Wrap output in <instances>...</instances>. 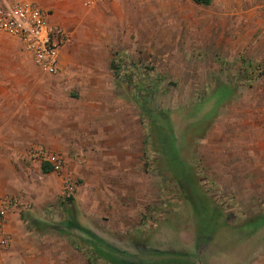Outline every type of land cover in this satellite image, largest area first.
Segmentation results:
<instances>
[{
  "label": "rangeland",
  "instance_id": "obj_1",
  "mask_svg": "<svg viewBox=\"0 0 264 264\" xmlns=\"http://www.w3.org/2000/svg\"><path fill=\"white\" fill-rule=\"evenodd\" d=\"M223 2L113 0L96 9L125 81L115 88L127 98L128 146L102 164L92 158L89 171L88 149L99 141L86 115L93 106L77 93L85 127L71 165L53 150L66 160L63 174L52 172L59 192L30 169L31 148L45 145L27 148L23 118L8 97L1 105L3 190L38 202L21 215L19 239L5 227L27 240L28 264H110L97 247L132 264H264V52L233 46L246 42L251 22L221 19ZM122 141L113 135L111 146ZM63 175L75 186L72 201Z\"/></svg>",
  "mask_w": 264,
  "mask_h": 264
},
{
  "label": "crops",
  "instance_id": "obj_2",
  "mask_svg": "<svg viewBox=\"0 0 264 264\" xmlns=\"http://www.w3.org/2000/svg\"><path fill=\"white\" fill-rule=\"evenodd\" d=\"M27 1L36 3L47 11L50 14V23L68 31L72 42L61 50L60 71L52 75L35 64L17 38L0 33V118L3 116L1 105L8 97L9 104L15 106L13 116L23 118V124L26 126L24 131L27 132V148L31 143L41 142L52 151L66 153L71 165L74 160L70 154L75 148L73 142L77 141L81 124L77 97L79 93L82 96L81 103L85 107L93 106L86 114L93 120L89 130L93 133L92 140L99 143L108 142V146L106 144L103 146L110 151L109 154L103 153L99 143L90 145L86 164L89 171H92L94 163L92 158L99 157L97 162L102 164L103 159L111 157V151L117 149L126 151L128 146L127 98L125 96H121V99L120 96L117 98L115 88L119 79L120 82L125 81L116 74L112 45L106 38L108 27L96 23V17H102L96 13V9L105 5L88 7L87 0ZM222 5L219 16L221 19L251 22L246 42H238L233 46L237 50H242L241 47L246 46L252 51L264 52V0H226ZM225 13L230 16L224 17ZM237 50L234 49L232 52ZM257 61L264 63V60L257 59ZM14 95L16 98L13 100ZM88 95L92 96L88 98ZM116 101L119 102L118 110L116 107L110 109ZM115 117H119V125L113 121ZM81 127L84 128L85 125L81 124ZM113 135L123 140L121 146H111ZM99 149L101 152H98ZM6 161L9 163L11 160L8 158ZM30 169L37 171L41 178L50 177L53 180V190L59 192L60 181L55 174L44 173L42 165L38 163L32 162ZM1 181L0 177L2 194L6 193V185ZM47 187L49 186L44 189L49 192L50 189ZM27 197L38 204L32 196ZM36 212L39 215L43 213L39 209ZM21 215L18 213L9 215L6 221V229L11 236L14 234L18 239L22 234ZM40 219L44 220L42 217ZM74 223L80 226L77 222ZM0 257L3 264H28L27 240H13L11 248L6 251L0 250Z\"/></svg>",
  "mask_w": 264,
  "mask_h": 264
},
{
  "label": "built area",
  "instance_id": "obj_3",
  "mask_svg": "<svg viewBox=\"0 0 264 264\" xmlns=\"http://www.w3.org/2000/svg\"><path fill=\"white\" fill-rule=\"evenodd\" d=\"M113 0H87V6L106 4ZM50 14L39 5L27 0H0V33L8 34L19 40L24 50L35 64L44 72L52 75L59 73L60 52L72 42L71 34L64 28L53 25ZM28 158L33 163L47 165L51 172L63 174L66 168L65 157L42 145L31 148ZM75 186L71 178L63 175V196L69 200L74 196ZM33 202L23 194L0 193V250L11 247L13 240L5 230L7 217L18 213H28ZM0 264H3L0 257Z\"/></svg>",
  "mask_w": 264,
  "mask_h": 264
},
{
  "label": "trees",
  "instance_id": "obj_4",
  "mask_svg": "<svg viewBox=\"0 0 264 264\" xmlns=\"http://www.w3.org/2000/svg\"><path fill=\"white\" fill-rule=\"evenodd\" d=\"M193 1L196 4H198V5H204V6H209L212 3V0H193ZM42 168H43V172L44 173L51 172V168L49 166H47V165H42ZM70 201H72V199ZM70 226L71 227H76L78 229H82L80 226H78L77 224H75L72 221L70 222ZM82 230L87 232L89 235H91L95 239H99L98 237L92 235V233L90 231H87L84 228ZM78 246H79L78 243H75V247L77 248ZM95 253H96V256H100L101 259H105L110 264H132L131 261L120 259V258H116L114 255L109 254L107 252H104L99 247L96 248ZM89 257L92 258L91 255H89ZM168 264H196V263H187V262H183V261H175V262H170Z\"/></svg>",
  "mask_w": 264,
  "mask_h": 264
}]
</instances>
